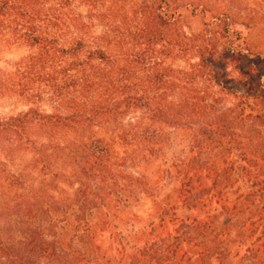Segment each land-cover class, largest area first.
Returning a JSON list of instances; mask_svg holds the SVG:
<instances>
[{"label": "trees", "instance_id": "1", "mask_svg": "<svg viewBox=\"0 0 264 264\" xmlns=\"http://www.w3.org/2000/svg\"><path fill=\"white\" fill-rule=\"evenodd\" d=\"M247 37L208 3L0 0V52L23 50L0 97L30 106L0 119L23 222L3 264H264V52Z\"/></svg>", "mask_w": 264, "mask_h": 264}, {"label": "rangeland", "instance_id": "2", "mask_svg": "<svg viewBox=\"0 0 264 264\" xmlns=\"http://www.w3.org/2000/svg\"><path fill=\"white\" fill-rule=\"evenodd\" d=\"M183 2L208 3L218 10L226 9L234 13V16L245 23L248 29V41L258 51L264 52V0H180ZM22 49H15L9 52H0V68L8 67V64L21 57ZM176 61V60H175ZM174 68H185L186 65L180 62L173 63ZM46 103L38 106L45 110L51 109ZM30 106L25 99L16 96L0 97V119L16 115L26 111ZM16 163L12 171L20 169ZM8 167L4 166L3 172L0 169V264L4 262L6 246L16 253L22 247L23 222L20 216L21 190H9L7 187ZM44 263L43 260H40Z\"/></svg>", "mask_w": 264, "mask_h": 264}]
</instances>
